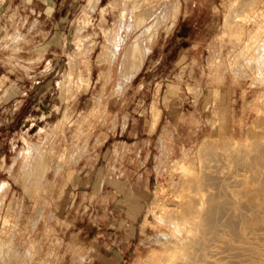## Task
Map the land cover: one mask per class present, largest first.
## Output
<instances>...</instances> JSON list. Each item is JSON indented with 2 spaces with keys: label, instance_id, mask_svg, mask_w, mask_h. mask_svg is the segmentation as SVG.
Segmentation results:
<instances>
[{
  "label": "rangeland",
  "instance_id": "obj_1",
  "mask_svg": "<svg viewBox=\"0 0 264 264\" xmlns=\"http://www.w3.org/2000/svg\"><path fill=\"white\" fill-rule=\"evenodd\" d=\"M43 1L0 0V126L11 128L0 143V264H161L169 222L154 201L184 205L205 141L221 142L210 162L222 165L226 147L261 139L253 52L264 0H176L174 21L160 16L168 0ZM154 20L141 68L122 80V52Z\"/></svg>",
  "mask_w": 264,
  "mask_h": 264
},
{
  "label": "bare ground",
  "instance_id": "obj_2",
  "mask_svg": "<svg viewBox=\"0 0 264 264\" xmlns=\"http://www.w3.org/2000/svg\"><path fill=\"white\" fill-rule=\"evenodd\" d=\"M178 8L176 0L164 1L160 16L162 18L173 17L174 21ZM151 15L153 13L149 10L144 11L137 18L134 17L132 24L134 23V27L139 26L138 22L141 25ZM158 25V20H154L142 32H139L122 52L117 67V73L122 80L129 81L141 67L149 49L150 43L148 42L154 38ZM253 44L255 50L256 46ZM257 46L256 49H260L257 50L259 53L255 54L256 50H253V54L257 55L253 56L256 57V69L261 70V68L264 69V45ZM252 59L250 61L253 62ZM259 72L256 71V73ZM263 116L257 114L252 119V126L259 125L260 127L261 132L255 129L256 126L254 129L255 132L260 133L261 139L252 138L247 148H233L235 143L230 142L233 144L232 147H226L228 145L226 143V154L225 157L223 156L226 161L222 165L210 162L220 150L221 142L218 144L216 139H210L203 143L205 152L207 148L211 149L201 154L204 161L199 172L190 175L184 181V184L190 188L186 200L183 201L184 205H179L176 209L179 202L173 199L171 205L174 207L164 210L159 200L154 201L156 209L153 214L155 217L165 221H162L164 224L166 220L169 222L167 223L169 232L163 233V242L167 247L162 252L163 254L161 253V264H264ZM253 134H255L254 131L251 134L252 137H254ZM210 143L212 146L209 145ZM214 155L215 157H212ZM178 182L180 184L182 181ZM2 256H4L3 253Z\"/></svg>",
  "mask_w": 264,
  "mask_h": 264
},
{
  "label": "crops",
  "instance_id": "obj_3",
  "mask_svg": "<svg viewBox=\"0 0 264 264\" xmlns=\"http://www.w3.org/2000/svg\"><path fill=\"white\" fill-rule=\"evenodd\" d=\"M67 1L69 2L68 4H67ZM78 0H49V1H47V0H44L43 1V4H42V6L41 7H45L47 4L49 5V8H55V7H57V6H59V4L61 3V5H73V4H75L76 2H77ZM47 3V4H46ZM57 3V4H56ZM179 3H180V1H179ZM57 5V6H56ZM51 11H53V9H51ZM48 14H50V12H48ZM178 17V16H177ZM129 19H130V17H129ZM59 20H62V19H59ZM125 20V19H124ZM123 20V21H124ZM120 22H119V24H122V25H124V26H127V23L126 22H123V21H121V20H119ZM149 21H151L150 19L149 20H146V22H149ZM55 22H57V21H55ZM174 26V25H173ZM119 27H121V26H119ZM147 27V23H145V25L143 26V29H145ZM143 29H140V30H138L137 32H135L134 34H133V36L130 38L131 40L139 33V32H142L143 31ZM163 30L165 31V34H168V32L171 30H169L168 32L163 28ZM58 32V31H57ZM52 38L53 39H55L57 42L60 40V38H61V34H59V33H56V31H54L53 32V36H52ZM51 38V39H52ZM127 35H125L124 37L122 36V37H120V36H117V39H118V41H119V44H118V48L122 45L123 46V48L125 47V45H126V43L128 42V40H127ZM156 38V37H155ZM129 39V40H130ZM130 40V41H131ZM129 41V42H130ZM155 41V40H154ZM153 41V42H154ZM128 45V44H127ZM151 43L149 44V49L147 50V52H146V55H147V53L150 51V49H151ZM123 48H122V50H123ZM122 52V51H121ZM121 54V53H120ZM146 55H145V57H146ZM145 59V58H144ZM141 68V67H140ZM139 68V69H140ZM97 99H98V96L96 97ZM19 103H21V102H19ZM153 111H155V113H157V121H156V123H155V126H156V124H157V122H158V119H159V114H160V109H159V107L156 105V103L154 102V101H152L151 103H150V108H149V114H150V116L152 115L151 113L153 112ZM9 113H8V111L5 113V115H8ZM11 119H13V118H11ZM153 119V118H152ZM155 126L152 128V130L153 129H155ZM151 129H150V131H152ZM9 132H11V128H9L8 127V125H6L5 127H1L0 126V143H2V140H3V137H6L7 136V134L9 133ZM162 140H163V142H164V134H162V133H160L159 134V137H158V142L160 141L161 143H162ZM36 145V144H35ZM159 147V146H158ZM121 150H122V146L121 145H118V144H114L113 145V150H112V153H111V156H110V159H109V162H108V166L110 167V166H112L113 164H114V160H115V158L121 153ZM159 150H160V152H161V146L159 147ZM3 158V156L2 155H0V160ZM145 193V192H144ZM142 196H143V194H142ZM134 201H135V199H134Z\"/></svg>",
  "mask_w": 264,
  "mask_h": 264
}]
</instances>
